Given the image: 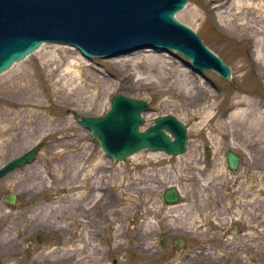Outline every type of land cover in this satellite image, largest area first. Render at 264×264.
<instances>
[{
	"label": "rangeland",
	"instance_id": "374dc122",
	"mask_svg": "<svg viewBox=\"0 0 264 264\" xmlns=\"http://www.w3.org/2000/svg\"><path fill=\"white\" fill-rule=\"evenodd\" d=\"M175 17L229 65L230 80L196 74L169 52L86 60L54 44L0 74V168L40 147L32 164L0 179V264L65 257V250H45L52 235L43 247L36 237L42 228L67 231L72 223L74 244L89 254L76 264H193L197 239L214 240L213 219L230 204L228 214L250 229L245 258L264 264V0H188ZM118 94L147 102L142 129L157 117H177L188 129L186 152L109 160L72 113L101 117ZM225 151L241 158L235 175ZM169 187L180 193L173 207L161 200ZM9 195L13 205L2 201ZM166 230L184 238L183 253L172 241L159 243ZM215 242L209 250L216 254L228 247ZM99 249L110 254L99 258Z\"/></svg>",
	"mask_w": 264,
	"mask_h": 264
},
{
	"label": "water",
	"instance_id": "95a60500",
	"mask_svg": "<svg viewBox=\"0 0 264 264\" xmlns=\"http://www.w3.org/2000/svg\"><path fill=\"white\" fill-rule=\"evenodd\" d=\"M188 0H0V74L24 61L44 43L74 47L86 59H111L144 49L174 51L190 62L194 72L211 71L223 80L231 79L229 65L208 49L191 28L175 19ZM181 22V23H180ZM228 66H227V65ZM142 100L112 96L109 110L101 117L72 113L79 126L98 142L104 155L115 162L142 151L178 157L187 147L186 126L169 114L154 119L142 129ZM35 146L0 168V179L35 161ZM226 168L234 175L241 159L225 151ZM264 197V191H263ZM164 205L179 203L175 187L163 191ZM13 205L15 197H3ZM165 237L159 243H165Z\"/></svg>",
	"mask_w": 264,
	"mask_h": 264
},
{
	"label": "flooded vegetation",
	"instance_id": "af4514ba",
	"mask_svg": "<svg viewBox=\"0 0 264 264\" xmlns=\"http://www.w3.org/2000/svg\"><path fill=\"white\" fill-rule=\"evenodd\" d=\"M234 207L233 204H230L228 206L222 207L224 208V212L221 213V217L215 216L213 219L214 224H218V227L215 228V237L212 239H205L202 237H199L197 240V245L195 247V253L192 258L193 264H249V261L245 258V242L250 236V229L248 228V225L245 224L243 228L240 227L238 222H240L239 215L235 212L234 215H229L228 213H232V208ZM226 219V220H224ZM224 220V221H222ZM222 221V222H221ZM73 225V223H72ZM70 226L71 229H67L65 231L61 228H55V227H46L42 228L41 232L36 237V241L38 245L44 246L46 240L45 237H48V235H52V241L51 244L47 245V248L45 250L52 251L54 249L59 250H65L66 256H59L56 258L55 255L50 254V256H42L40 257V260L38 264H76L77 261L80 259L89 258V254L86 251V248L84 245L79 247L78 245L74 244V235L75 231L73 229L74 226ZM203 224H201L199 227H202ZM173 231V230H172ZM175 231L170 232L169 230H166V242L172 241L173 247L177 248L180 253H183L182 251L187 248L185 246L184 238L176 237V234H174ZM200 230L197 228L196 234L197 236H200ZM237 238L238 240L241 239V244L233 245V239ZM132 241V240H131ZM217 242L220 244V248L222 246L227 247V249L220 250V253H214V248L209 250L210 244H214V242ZM105 233L104 235H99L98 237V245L103 246L105 243ZM215 242V243H216ZM223 242V243H222ZM61 244H66V247H61ZM224 244V245H223ZM237 244V243H236ZM213 246V245H212ZM116 250V245L114 246ZM223 247V248H224ZM119 248V247H118ZM114 249H111L112 251H115ZM102 249H99V258L107 257L110 253L105 249L104 254L101 252ZM103 251V250H102ZM44 252V250H43ZM45 253V252H44ZM187 253H190L188 251ZM48 254V253H45ZM188 255V254H187ZM79 256V257H78ZM185 260H188L191 262L190 258L188 256H184ZM78 259V260H76ZM171 259L170 253L166 252V262ZM230 259V260H229ZM55 260H57L55 262ZM111 264L115 263V260H112ZM166 264H169L167 262ZM190 264V263H188Z\"/></svg>",
	"mask_w": 264,
	"mask_h": 264
}]
</instances>
